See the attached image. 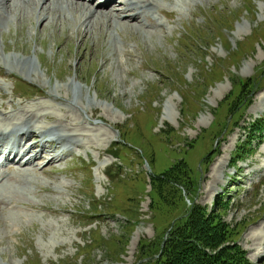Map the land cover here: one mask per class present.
Here are the masks:
<instances>
[{
  "label": "rangeland",
  "instance_id": "374dc122",
  "mask_svg": "<svg viewBox=\"0 0 264 264\" xmlns=\"http://www.w3.org/2000/svg\"><path fill=\"white\" fill-rule=\"evenodd\" d=\"M167 2L170 15L158 14L163 28L152 33L123 23L76 36L42 29L27 10L0 24V131L18 119L80 140L16 187L26 201L0 203V264H151L169 219L151 211L150 179L184 159L200 178L196 203L212 210L225 196V221L243 230L238 245L264 264V135L248 140L245 130L264 118V0ZM195 33L200 41L188 39ZM249 79L232 114L227 98ZM72 82L84 89L78 108ZM242 143L247 160L236 171Z\"/></svg>",
  "mask_w": 264,
  "mask_h": 264
},
{
  "label": "bare ground",
  "instance_id": "6f19581e",
  "mask_svg": "<svg viewBox=\"0 0 264 264\" xmlns=\"http://www.w3.org/2000/svg\"><path fill=\"white\" fill-rule=\"evenodd\" d=\"M112 1L116 0H109L107 3H102L101 7H95L87 0H0V24L2 26L6 25L9 27L11 22L17 24L14 19L21 22L26 16L27 10L30 17L27 19H31V16L36 11V22L38 26L41 25L39 27L42 29L45 24L49 28H52L53 24H55L59 28L63 29L64 32L68 30L67 26L70 28L73 27V33L76 36H78L77 33L83 32L82 29H84V27V32L86 34L94 33V35L97 34V32L95 33L96 29H100V26L103 25H107L110 29H116L120 26L119 29L123 31V29L126 28V26L121 25L123 23H126L128 26H132L134 29L137 28L142 32L152 33L153 31H160L163 28V26L159 23L160 19L157 15L164 14L166 17L168 14L170 15V13L162 7L160 3L161 0H120V5L115 4V6L119 5V7H116L118 9L114 8L113 10L109 7V4ZM164 1H168L167 3L170 5H175L180 0ZM22 6L24 9L21 8ZM160 6L161 8H159ZM155 8H157V10H155ZM150 11L153 12L150 13V19L148 20L145 17L148 16ZM140 17L144 18L142 23L138 22ZM152 17L155 18L154 21L151 20ZM157 25L159 27H157ZM56 29L58 28L56 27ZM0 30V34H2V29L0 28ZM116 33H119V36L122 34L121 31ZM114 42L117 43L116 41ZM120 62V60L116 61L118 66H120ZM27 66L29 69L28 73H33V61ZM73 85L74 84L72 82L71 88H74L73 92L76 95L73 99H70L71 101L69 99L68 100L72 103L71 107L78 108L81 106L79 101L82 100L84 89L82 86L74 87ZM70 91H72V89ZM59 100L62 99L59 98ZM11 113L12 111H8L2 116H8ZM20 122L21 120L17 119L14 124L12 123L13 125L10 129H7V131L5 129L6 132L2 133L0 131V150L2 148L7 150L10 148L9 153L11 154L8 156L5 164L0 166V169L6 164L7 166H10L11 164L13 165L8 169V171L4 170L0 172V186L2 185L0 187V191L2 192H0V203L4 207H8L13 204L18 205L19 203L17 202L26 201L25 199H27V197L25 195H21L22 192L20 193L16 187L21 189L24 185H27L26 182H30V172L33 170L41 171L44 170L47 165L59 163L63 160L61 156L64 157L63 154H66V152L69 154L74 148L73 147L68 150L71 146H77L78 148L80 143L79 136L68 135V133H65V130L61 128L62 126L54 129H42V127H35L36 125L31 124L34 121L27 122L26 120H23V123ZM1 125L3 124L1 123ZM58 147L63 148L66 152H61ZM55 148L58 149V151L51 150ZM3 153L4 151H0V155L3 156ZM60 153L62 155H60ZM28 156L31 157L28 159ZM46 156H50V158L48 159ZM66 158L67 157L65 156V159ZM39 162L44 163L38 165ZM36 163L38 168L35 165Z\"/></svg>",
  "mask_w": 264,
  "mask_h": 264
},
{
  "label": "trees",
  "instance_id": "16d2710c",
  "mask_svg": "<svg viewBox=\"0 0 264 264\" xmlns=\"http://www.w3.org/2000/svg\"><path fill=\"white\" fill-rule=\"evenodd\" d=\"M247 11L250 13V9ZM188 39L200 41L196 33L190 34ZM204 71L206 76L211 75L208 68ZM249 81L250 79L237 81L236 96L233 92L227 98L231 99L232 114L246 104L245 89ZM254 85L256 87L257 83L254 82ZM263 119L249 123L245 129L249 133L248 140L264 135ZM246 150L244 143L239 145L236 154H233L231 168L237 169L239 163L246 162ZM199 180V176L185 159L172 165L164 173L154 174L150 179L151 211L158 217L169 219L164 233L167 237L165 239L163 236L164 239H161L157 251L151 257V264H252L246 252L238 245L242 228L238 225L232 227L225 221L231 202L224 203L225 197H222L212 210L198 205L196 199ZM187 198L191 205H188ZM146 246L149 248L150 245L144 244L143 250ZM143 259L147 263L146 257Z\"/></svg>",
  "mask_w": 264,
  "mask_h": 264
}]
</instances>
